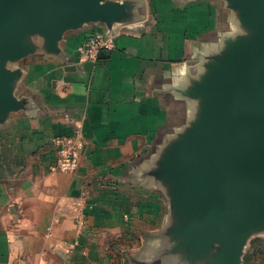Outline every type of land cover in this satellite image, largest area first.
<instances>
[{
	"label": "crops",
	"instance_id": "1",
	"mask_svg": "<svg viewBox=\"0 0 264 264\" xmlns=\"http://www.w3.org/2000/svg\"><path fill=\"white\" fill-rule=\"evenodd\" d=\"M125 1L115 20L81 21L54 45L26 35L30 52L6 64L0 264H215L224 253L218 198L196 194L172 161L224 99L227 64L264 40L263 23L230 0ZM98 33L115 50L79 55ZM63 137L84 143L72 174L53 169ZM239 264H264V215Z\"/></svg>",
	"mask_w": 264,
	"mask_h": 264
},
{
	"label": "water",
	"instance_id": "2",
	"mask_svg": "<svg viewBox=\"0 0 264 264\" xmlns=\"http://www.w3.org/2000/svg\"><path fill=\"white\" fill-rule=\"evenodd\" d=\"M230 1L264 26V0ZM125 7V0H0V107L13 100L15 73L6 64L30 52L26 35L42 32L54 45L79 22L113 21ZM228 67L224 99L172 161L196 194L219 200L214 227L224 253L215 264H239L248 225L264 215V40Z\"/></svg>",
	"mask_w": 264,
	"mask_h": 264
},
{
	"label": "built area",
	"instance_id": "3",
	"mask_svg": "<svg viewBox=\"0 0 264 264\" xmlns=\"http://www.w3.org/2000/svg\"><path fill=\"white\" fill-rule=\"evenodd\" d=\"M116 48L112 40H106L101 34L88 37L85 43L80 46L77 53L86 59L96 61L103 52H112ZM58 147V160L53 169L61 173L72 174L78 169L80 151L84 148L83 141L63 137L55 143ZM85 226L83 217L77 220L79 229Z\"/></svg>",
	"mask_w": 264,
	"mask_h": 264
}]
</instances>
